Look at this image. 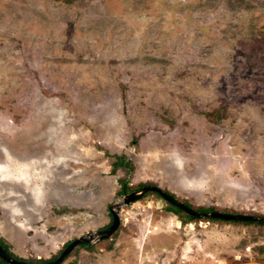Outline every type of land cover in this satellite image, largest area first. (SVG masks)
Returning a JSON list of instances; mask_svg holds the SVG:
<instances>
[{
    "label": "rangeland",
    "instance_id": "rangeland-1",
    "mask_svg": "<svg viewBox=\"0 0 264 264\" xmlns=\"http://www.w3.org/2000/svg\"><path fill=\"white\" fill-rule=\"evenodd\" d=\"M123 178L264 216V0H0V238L50 259ZM119 219L63 264H264V224L153 192Z\"/></svg>",
    "mask_w": 264,
    "mask_h": 264
},
{
    "label": "water",
    "instance_id": "water-1",
    "mask_svg": "<svg viewBox=\"0 0 264 264\" xmlns=\"http://www.w3.org/2000/svg\"><path fill=\"white\" fill-rule=\"evenodd\" d=\"M146 192H154L159 194L163 200L171 205L184 211L187 215H191L196 218H216L225 221H252L260 224H264V216L254 214H242V213H224L220 211H197L192 207H188L182 201L173 197L169 193H166L163 189L154 185H145L139 189L133 190L128 193H124L120 201H115L108 205L109 212L112 216L111 223L102 229H96L89 231L71 240L59 253V255L52 261L43 263H31L24 260H18L11 257L0 246V258L8 264H60L62 263L68 254L79 244L83 243H95L109 238L118 228L120 219L119 212L122 205H128L140 199Z\"/></svg>",
    "mask_w": 264,
    "mask_h": 264
},
{
    "label": "trees",
    "instance_id": "trees-1",
    "mask_svg": "<svg viewBox=\"0 0 264 264\" xmlns=\"http://www.w3.org/2000/svg\"><path fill=\"white\" fill-rule=\"evenodd\" d=\"M115 157H116V161L113 163V170L115 169V167H116V164H119V165H121L123 168H127L128 167V164H125L124 165V160H122L121 158H120V156H118V155H115ZM127 178V177H126ZM126 178H123V179H119V183H120V190L118 191L119 193H128V192H131V191H133V190H135V189H139V188H141V187H143V186H145V185H148V184H146V183H140V184H138L137 186H130L129 184H128V182H127V179ZM166 193H169L170 195H172L173 197H175L174 196V194H172V193H170V192H168V191H166V190H164ZM149 192H146L142 197H144V196H146V194H148ZM152 193V192H151ZM154 193V192H153ZM154 194H156L157 195V197L159 198V199H161V200H163V198L159 195V194H157V193H154ZM141 197V198H142ZM178 199V198H177ZM180 201H182L185 205H187L188 207H192L193 209H195V210H197V211H213V210H216L214 207H193V206H191L187 201H185V200H180ZM167 203V202H166ZM167 207H168V209L171 211V212H173L174 214H177V215H180V216H183V217H185V218H187V219H194V217L193 216H191V215H187L184 211H182L181 209H179V208H177L176 206H174V205H171V204H169V203H167ZM216 211H220V210H216ZM220 212H224V213H234V212H231V211H225V210H221ZM109 215H110V217L112 218V216H111V214L109 213ZM261 216V215H260ZM211 220H216V221H223V222H233V223H237V222H240V223H255V222H252V221H225V220H221V219H216V218H210ZM111 223V220H110V222H109V224ZM108 224V225H109ZM107 225V226H108ZM106 226V227H107ZM70 241H67V242H65L64 244H63V248L69 243ZM91 244L90 243H83V244H79V245H77L75 248H77V247H86V246H90ZM0 246L2 247V249L6 252V253H8L11 257H13V258H15V259H18V260H24V261H27V262H31V263H43V262H47V261H52V260H54L58 255H59V253L62 251V249L58 252V255H56V256H53V257H51L50 259H25V258H20V257H18V256H16L15 254H13L11 251H10V249H9V246L7 245V244H5L4 243V241L0 238ZM74 248V249H75ZM73 249V250H74ZM71 253V252H70ZM69 253V254H70ZM68 254V255H69ZM0 264H8V263H6L5 261H3L1 258H0ZM60 264H63V262L62 263H60Z\"/></svg>",
    "mask_w": 264,
    "mask_h": 264
}]
</instances>
